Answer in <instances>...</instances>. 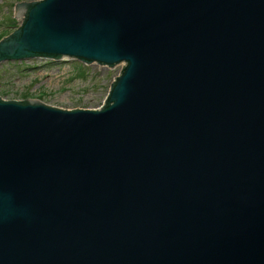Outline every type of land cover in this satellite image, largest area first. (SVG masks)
<instances>
[{
	"label": "water",
	"instance_id": "1",
	"mask_svg": "<svg viewBox=\"0 0 264 264\" xmlns=\"http://www.w3.org/2000/svg\"><path fill=\"white\" fill-rule=\"evenodd\" d=\"M14 17L0 63L124 65L97 108L0 96V264H264V0Z\"/></svg>",
	"mask_w": 264,
	"mask_h": 264
},
{
	"label": "rangeland",
	"instance_id": "2",
	"mask_svg": "<svg viewBox=\"0 0 264 264\" xmlns=\"http://www.w3.org/2000/svg\"><path fill=\"white\" fill-rule=\"evenodd\" d=\"M37 0H0V37L13 32L22 21L14 17L20 2ZM116 68L86 65L78 60L29 58L0 63V96L5 99L39 98L62 108H97L104 104Z\"/></svg>",
	"mask_w": 264,
	"mask_h": 264
}]
</instances>
